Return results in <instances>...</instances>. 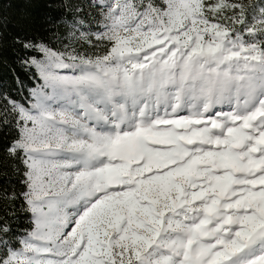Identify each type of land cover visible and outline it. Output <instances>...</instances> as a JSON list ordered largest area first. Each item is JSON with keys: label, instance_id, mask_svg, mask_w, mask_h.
Wrapping results in <instances>:
<instances>
[{"label": "snow or ice", "instance_id": "snow-or-ice-1", "mask_svg": "<svg viewBox=\"0 0 264 264\" xmlns=\"http://www.w3.org/2000/svg\"><path fill=\"white\" fill-rule=\"evenodd\" d=\"M49 6L0 90V264H264V0Z\"/></svg>", "mask_w": 264, "mask_h": 264}, {"label": "trees", "instance_id": "trees-1", "mask_svg": "<svg viewBox=\"0 0 264 264\" xmlns=\"http://www.w3.org/2000/svg\"><path fill=\"white\" fill-rule=\"evenodd\" d=\"M58 2L59 0H0V11L11 21L4 30V47L0 53V90L19 98L16 76L25 88L32 85V81L18 64L11 40L13 36L20 34L42 35L47 18L60 15V10L49 6Z\"/></svg>", "mask_w": 264, "mask_h": 264}]
</instances>
